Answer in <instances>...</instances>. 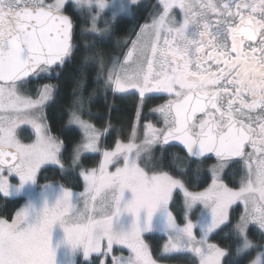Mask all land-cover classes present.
Wrapping results in <instances>:
<instances>
[{"label": "snow or ice", "instance_id": "snow-or-ice-1", "mask_svg": "<svg viewBox=\"0 0 264 264\" xmlns=\"http://www.w3.org/2000/svg\"><path fill=\"white\" fill-rule=\"evenodd\" d=\"M69 6L77 15L92 13L88 34L99 39L132 7L151 9L135 38L124 41L119 56L109 57L104 79L113 95L132 89L142 100L168 97L151 110L162 127L137 112V120H145L139 143L133 128L127 143L117 140L102 150L109 128L82 119L91 97L81 95L69 123L82 135L69 152L51 133L44 112L58 85L27 94L31 80L59 78L82 51L66 14ZM108 8L109 19L98 28L101 10ZM95 55L103 67V55ZM87 62L85 55L74 92L84 86ZM22 124L34 129L32 143L20 139ZM173 145L184 155L169 160ZM85 154L100 155L98 166L82 167ZM213 156L212 181L203 191L175 178ZM233 164L242 165L236 189L220 176ZM45 165L79 169L83 191L58 185L50 198L53 186L46 184L39 204L29 198L10 221L0 218V264H59L62 248L63 264H81V257L84 264H158L145 242L152 232L166 237L162 255L182 254L192 264H264V0H0V194L9 198L35 186ZM181 193L183 204L174 213ZM234 204L243 211L233 224ZM56 226L63 234L59 241ZM224 228H230L227 247L211 242Z\"/></svg>", "mask_w": 264, "mask_h": 264}, {"label": "trees", "instance_id": "trees-1", "mask_svg": "<svg viewBox=\"0 0 264 264\" xmlns=\"http://www.w3.org/2000/svg\"><path fill=\"white\" fill-rule=\"evenodd\" d=\"M157 0H147L145 2L155 4ZM151 9L144 10L141 7H134L133 14L130 16H120L117 22L112 26V32L105 36L103 39H99L98 35L88 34L85 29L89 28V20L86 18V14L82 12L77 15L69 6L66 14L71 16L74 20V33L77 38V43L81 47L82 51L78 54V58L74 59L61 73L59 78L55 76L51 78L40 79V81L31 80V86L29 91L35 92L38 87V83H49L52 85H58L54 96V102L45 108L46 123L50 126L51 133L59 136V138L69 145L68 151H71V146L79 142L81 138V131L77 127L70 125V113L74 109V102L78 96L83 95L85 98L91 97L87 100L82 116L89 119V121L97 128L103 130L109 128L101 138V146L103 149H111L115 146V142L120 140L122 142H128L133 128H136L137 112L141 111L144 118L147 121L152 120L151 110L158 106L160 102L165 99L164 96H150L143 100L136 93H128L127 95L116 94L107 91L104 86V75L97 77V72L105 71V67L110 65V56H119L124 50V41L130 36L134 39V32L139 31V25L145 23V18ZM94 44V48H89L86 52L83 50L85 45ZM99 51L105 60V64L102 67L98 62L95 53ZM87 55L88 66L86 69V78L84 86L81 90L74 92L77 85V77L80 75L78 68L80 67L81 59ZM103 77V78H102ZM37 86V87H36ZM34 94V93H33ZM106 97V98H105ZM145 122V120H140ZM184 155V152L178 147H168L167 156L169 160L174 155ZM67 156L68 153H65ZM156 156H160L159 151L155 152ZM100 161V155L87 154L82 157L81 166L85 168L97 167ZM216 162L212 160L202 161L198 165H192V171L187 175L176 174L175 178L182 180L191 191H201L207 188L211 184L212 176L210 168L212 164ZM70 164V160H65L66 168ZM230 171L236 178L231 175H227L222 172L223 182L231 188H238L240 180V166L232 165ZM167 170V169H166ZM79 169L75 171L68 169L65 172H61L58 167L46 166L38 173L37 185L43 186L46 184H61L64 187L70 188L72 191H81L83 189V181L77 173ZM20 199L18 198H5L0 194V218L8 219L9 221L15 216L19 210ZM183 199L181 194L178 195L176 203L173 207L174 213H179ZM243 207L240 204L234 205L230 210V216L233 218L232 222H236V218L242 213ZM230 232V228H224L223 232L214 236L211 241L213 243L220 244L227 247L231 241L227 238ZM255 240H259V233L254 232ZM165 237L147 236V241L152 244V253L156 259L161 263L169 264H192L191 258L185 255H162V245L165 241ZM94 259V258H93ZM84 264V261H80ZM246 264V262H245Z\"/></svg>", "mask_w": 264, "mask_h": 264}, {"label": "rangeland", "instance_id": "rangeland-1", "mask_svg": "<svg viewBox=\"0 0 264 264\" xmlns=\"http://www.w3.org/2000/svg\"><path fill=\"white\" fill-rule=\"evenodd\" d=\"M145 1H147V0H142V2H145ZM119 2V0H105V3H108V4H112V3H118ZM126 2H127V0H126ZM157 2V1H156ZM133 10H134V7H132L131 8V13L133 14ZM111 11H112V9L111 8H108V9H105V10H101V15H100V17L98 18V20H97V27L98 28H103L105 25H104V23H103V21L104 20H107V19H109V17H110V14H111ZM83 14H86V18L89 20V22H90V24L88 25V27L89 28H87V29H85V31L86 32H88L89 33V31H90V29H91V15H92V13H90L87 9L85 10V11H83L82 12ZM132 14H121L120 16H122V17H124V16H130V15H132ZM98 35V34H97ZM111 65H109L108 67H105L106 69H105V71H104V73H106V75H107V69L110 67ZM106 75H105V77H106ZM53 77V76H52ZM105 77H104V79H105ZM99 78H101V77H99ZM103 78V77H102ZM42 79H45V78H42ZM39 81H40V79H38ZM38 80H34V81H38ZM31 82V81H30ZM28 83L26 86H25V88L27 89V90H29L30 89V86H31V83ZM45 84H49V83H38V87L39 86H43V85H45ZM50 85H52V84H50ZM36 86V87H37ZM37 89V88H36ZM36 89H35V92H30V91H28L27 92V94H29V95H33V96H35V93H36ZM77 92V91H76ZM128 93H136V94H139L138 93V90H132V89H129V90H127L126 92H124V93H120V94H122V95H127ZM152 95H156V96H160L159 94H152ZM166 101V98L165 99H163L161 102H160V104L159 105H161V104H163L164 102ZM158 105V106H159ZM157 107V106H156ZM155 108V107H154ZM153 108V109H154ZM151 114V113H150ZM70 115H71V113H70ZM81 116H82V114H81ZM151 117H152V120H150V121H148V122H151V123H153V124H155L157 127H162L163 126V124L162 123H158V117L157 116H155V115H152L151 114ZM70 118V117H69ZM82 119H84L85 121H88L89 123H91L90 121H89V119H87L86 117H83L82 116ZM137 123H136V128H137V143H139L140 142V140H142L143 139V128L142 127H140V125H142L144 122H141L140 120L138 121H136ZM92 124V123H91ZM71 126H73V127H77V128H79V126L78 125H74V124H70ZM97 128V127H96ZM20 129H21V132H22V134L20 135V139L22 140V142L23 143H32L34 140H35V134H34V129H32V127H31V125H20ZM80 129V128H79ZM99 129V128H98ZM80 131H81V133H82V130L80 129ZM101 141H102V138H101ZM101 141H100V147H101V149L103 150V148H102V146H101ZM125 143H127V142H125ZM85 155H87V154H85ZM102 157L100 156V159H101ZM216 163H214V164H212V166H211V168H210V172H211V176H212V168H213V166L215 165ZM46 166H53V165H45V166H42V168L41 169H43L44 167H46ZM55 167V166H54ZM110 170H112V171H114L115 170V168L114 167H112ZM223 172V171H222ZM222 172L220 173V176H221V174H222ZM39 174V173H38ZM222 177V176H221ZM13 182H15V181H13ZM53 187H52V189H50L49 190V197L50 198H52L54 195H55V193H56V191H58V188H57V186L59 185V186H63V185H61V184H57V183H55V184H51ZM64 187V186H63ZM208 187V186H207ZM230 188V187H229ZM83 191V189L81 190V191H73L74 193H76V194H78L79 192H82ZM201 191H203V190H201ZM181 196H182V193H181ZM9 198H18V199H20V204H19V206H20V208H19V210L24 206V204H25V202L29 199V198H31L35 203H37V204H39L40 203V200H41V196H40V187L36 184L35 186H26V189L23 191V192H21L19 195H14V196H12V197H9ZM183 199V198H182ZM50 202H51V200H50ZM234 205H236V204H234ZM233 205V206H234ZM241 205V207H242V204H240ZM232 206V207H233ZM231 210V209H230ZM234 224V223H233ZM62 230L58 227V226H56L55 228H54V241H59V240H61L62 239ZM146 235V243L149 245V247H150V249L152 250V248H153V246H152V244H150L149 243V241H147V236H151V237H154L155 235H157V236H163V237H165L162 233H160V232H152V233H148V234H145ZM166 238V237H165ZM212 242V241H211ZM164 244L166 243V239H165V241L163 242ZM213 243V242H212ZM163 244V245H164ZM163 245H162V249H163ZM121 251H123V254L126 256V255H128V251H127V249H122ZM65 250L62 248L61 249V252H60V254L56 257V259L59 261V264H63V262H64V259H65ZM115 254H117V255H119L120 254V251H117ZM161 254H162V250H161ZM152 255H153V253H152ZM94 257H91V258H89V259H93ZM153 258H155V256L153 255ZM78 259H80V261L81 260H83V258L81 257V258H78ZM101 260H104L105 258L104 257H101L100 258ZM158 264H166V263H161V262H159L158 261ZM167 264H169V263H167Z\"/></svg>", "mask_w": 264, "mask_h": 264}, {"label": "flooded vegetation", "instance_id": "flooded-vegetation-1", "mask_svg": "<svg viewBox=\"0 0 264 264\" xmlns=\"http://www.w3.org/2000/svg\"><path fill=\"white\" fill-rule=\"evenodd\" d=\"M178 15V17H179V13L177 14ZM151 96H154V95H151ZM156 96V95H155ZM164 98H166V100L168 99V97L167 96H164ZM233 165H236V166H240V167H242V165H237V164H233ZM232 170V168L231 167H228V168H226V169H224L223 171L227 174V175H231L233 178H236V175L234 174L233 175V173H231L230 171ZM223 172V173H224ZM241 175V174H240ZM230 187V186H229ZM231 188V187H230ZM233 189H236V188H233Z\"/></svg>", "mask_w": 264, "mask_h": 264}, {"label": "water", "instance_id": "water-1", "mask_svg": "<svg viewBox=\"0 0 264 264\" xmlns=\"http://www.w3.org/2000/svg\"><path fill=\"white\" fill-rule=\"evenodd\" d=\"M68 15V14H67ZM70 18H71V16H70ZM75 26V25H74ZM173 146H175V147H178V148H180L178 145H173ZM173 146H170V147H173ZM181 149V148H180ZM182 150V149H181ZM183 151V150H182ZM207 160H212V161H214V162H216L217 163V160H216V158L213 156V158H211V159H207ZM203 161H206V160H203Z\"/></svg>", "mask_w": 264, "mask_h": 264}]
</instances>
